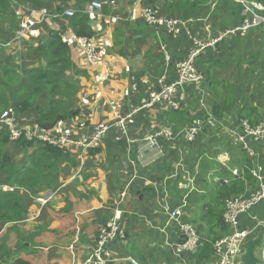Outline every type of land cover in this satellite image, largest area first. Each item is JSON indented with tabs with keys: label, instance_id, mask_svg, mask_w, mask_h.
Masks as SVG:
<instances>
[{
	"label": "crops",
	"instance_id": "1",
	"mask_svg": "<svg viewBox=\"0 0 264 264\" xmlns=\"http://www.w3.org/2000/svg\"><path fill=\"white\" fill-rule=\"evenodd\" d=\"M92 1L9 0L0 7V86L8 87L9 101L0 108V120L12 109L11 126L18 136L69 137L49 184L11 188L0 177V192L18 193L25 207L18 222H0V245L13 251L0 264H79L115 209L121 213V234L112 242L116 264H130L131 249L147 250L142 245L147 239L158 241L153 244L154 258L143 256L146 262L184 264L174 252L180 225L169 213L182 207V222L208 240L216 239L224 235V200L249 196L264 183V133H245V126L264 128V23L245 37L202 47L196 59L201 79L173 94L177 109L154 103L136 112L125 130L111 129L97 147L84 151L75 145L99 122L112 123L115 116L148 99L161 76L171 81L176 64L196 47V40L210 42L243 19L242 7L234 0H99V11L91 8ZM143 8L179 22L172 30L148 23L141 15ZM68 9L73 16L64 14ZM82 14L88 17L101 63L89 65L86 52L73 39L66 43L78 72L71 69L67 76L77 82V92L68 100L61 127L46 130L36 108L19 110L11 95L17 87H31L28 70L46 67L38 47L51 33H73L74 16ZM5 72L20 80L8 85ZM49 101L43 96L38 105L45 109ZM215 104L220 107L217 117ZM210 116L213 127L206 125ZM163 127L170 128L172 137L159 138L152 149L145 147L141 138ZM187 127L198 129L192 141L183 136ZM237 135L244 137L243 144L233 141ZM37 147L32 143L30 149ZM5 151L16 166L23 169L28 164V148L10 140ZM263 220L264 200L240 216V226L251 231V238L263 230ZM19 244L23 247L16 250ZM262 249L256 254L264 261Z\"/></svg>",
	"mask_w": 264,
	"mask_h": 264
},
{
	"label": "built area",
	"instance_id": "2",
	"mask_svg": "<svg viewBox=\"0 0 264 264\" xmlns=\"http://www.w3.org/2000/svg\"><path fill=\"white\" fill-rule=\"evenodd\" d=\"M239 3L242 7L243 19L239 24L225 28L221 31L213 40L210 42H200L196 40V47L189 52V54L181 59L176 64L175 76L171 81H166L165 76H161L158 79L159 87L156 91L149 94L148 99L144 100L131 109L130 112L123 116H115L116 120L112 123L99 122L94 127L92 133L89 136H80L76 139L75 145L84 151L98 146L101 138L107 134L111 129L125 130V124L132 116L143 108H147L154 103L164 102L169 104L173 109H177V104L172 100L173 94L181 89L185 84H195L201 79V75L196 67V59L199 51L202 47L211 46L215 42L223 40L224 38L233 37H245L249 30L264 23V16L261 12L264 7L261 3L253 0H234ZM91 8L99 11L101 8V2L94 0L91 2ZM57 16L56 12H54ZM66 16H73V10L68 9L64 11ZM141 15L143 19L148 23L165 25L169 30H172L175 25L179 22L176 19H165L157 16L154 12L148 8L141 9ZM60 39L64 43H68L69 40L73 39L78 47L84 50L87 54L86 60L89 65L96 66L101 63L99 51L93 44L91 37L83 38L76 36L72 32L61 34ZM131 89L136 90V84H132ZM125 94L129 91L126 89ZM10 114L1 117L0 127L7 128L10 131L11 138L15 139L18 137V132L15 131L11 122L15 117L12 113V109H9ZM62 121L59 120L53 127L60 128ZM207 125L213 127L215 123L212 120H207ZM82 126V124H80ZM198 129L195 127H187L183 130V136L186 140L192 141L197 134ZM245 133L247 135H254L261 137L264 133V128L259 127L255 130L245 126ZM28 137L33 138L30 134ZM172 137V131L168 127L159 128L154 130L141 138L144 142L145 147L150 149L154 148L159 138H170ZM41 143H48L55 147L64 150V146L69 142V137L64 134L59 137H51L47 134H40L34 138ZM115 140H119V136L115 137ZM243 136H234L233 141H237L243 144ZM141 157V154L139 155ZM257 176L256 174H254ZM258 177V176H257ZM259 178V177H258ZM124 196V193L120 194V199ZM264 200V183H259L258 188L253 191L249 196L246 197H229L224 202L223 210V222L226 225V231L224 235L216 238L212 243V251L208 253L205 258H198L196 254L199 249L203 247V244L207 242V238L200 234H197L194 226L187 222L180 220L182 216V207H176L169 213V219L179 223L181 230V239L175 243L174 252L178 258L184 264H241L240 256L243 253V246L245 241L251 236V231L240 226V216L247 212L251 207ZM120 210L115 209L113 214L106 218L105 222L100 226L97 236V241L92 251L83 259L79 264H116L118 258L113 255L112 242L120 236ZM259 225L264 229V220L259 222ZM158 240L147 239L142 242L146 249L153 247ZM262 252L264 253V236L263 241L260 245ZM130 264H139L135 259H129ZM168 264V263H162ZM171 264H176L173 262Z\"/></svg>",
	"mask_w": 264,
	"mask_h": 264
},
{
	"label": "trees",
	"instance_id": "3",
	"mask_svg": "<svg viewBox=\"0 0 264 264\" xmlns=\"http://www.w3.org/2000/svg\"><path fill=\"white\" fill-rule=\"evenodd\" d=\"M58 1L68 2L70 0ZM76 1L84 2L85 0ZM255 1L261 3L264 7V0ZM8 4L9 0H0L1 8L6 7ZM261 14L264 16V11H262ZM87 21L88 17L85 14L80 15L79 18L74 16L71 28L76 36L90 38L92 32ZM38 54L45 59L46 67L43 69L33 68L28 70L26 79L31 87L15 88L11 95V102L13 106L21 111L26 110L28 107H35L38 112L36 116L38 122L42 124L43 128L48 130L53 128L57 121L65 118L68 100L76 95L77 82L67 76V73L71 69L75 71V67L69 58V48L66 43L61 41L59 35L51 33L47 41H44L38 47ZM75 72L78 73L77 71ZM2 75L4 81L8 85L20 80L19 77L16 79L12 78L9 76L8 72ZM7 91L8 87L5 85L4 87L0 86L1 109L9 103ZM46 95L50 97V101L45 109H41L38 105L39 100ZM219 109L220 107L218 105L215 104L213 106V113L216 115L214 116L212 114L214 117L220 116ZM208 120H212L211 116ZM173 121L175 122V119H172L170 122ZM182 125H184V123H182ZM174 128H176V126H174ZM10 138L11 134L7 128L0 129V177H4V181L11 188L31 189L40 185L49 184L50 175L56 171L59 160L65 156V151L51 144L36 141L34 138L28 140L25 136L20 135L12 139V141L17 146L29 149L26 154L28 164L22 169L13 164L5 151L7 145L10 143ZM32 143L37 144L38 147L30 149ZM24 212L25 207L23 199L18 193L11 190L8 192H0V222L16 223L23 216ZM223 231L224 233L226 231L225 224ZM210 233L212 235L216 234V232L213 231H210ZM211 237V240L207 239V242L199 249L196 254L198 258H205L207 254L212 251L211 243L215 238ZM18 247H15V249L20 250L23 245L19 244ZM154 250L153 247L148 250H144L141 247H134L130 251V256L139 264H150L145 261L143 256L147 254L153 259ZM12 253L13 251L11 249L0 245L1 260L4 261L9 257V254Z\"/></svg>",
	"mask_w": 264,
	"mask_h": 264
},
{
	"label": "water",
	"instance_id": "4",
	"mask_svg": "<svg viewBox=\"0 0 264 264\" xmlns=\"http://www.w3.org/2000/svg\"><path fill=\"white\" fill-rule=\"evenodd\" d=\"M264 236V229L257 232L253 237L248 238L243 246V253L240 256L241 264H263L264 261L256 254Z\"/></svg>",
	"mask_w": 264,
	"mask_h": 264
},
{
	"label": "rangeland",
	"instance_id": "5",
	"mask_svg": "<svg viewBox=\"0 0 264 264\" xmlns=\"http://www.w3.org/2000/svg\"><path fill=\"white\" fill-rule=\"evenodd\" d=\"M13 138H10V140H12Z\"/></svg>",
	"mask_w": 264,
	"mask_h": 264
}]
</instances>
